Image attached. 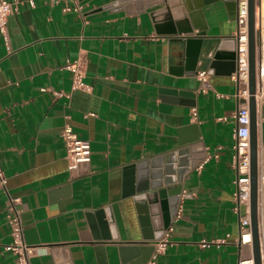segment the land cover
Returning <instances> with one entry per match:
<instances>
[{"label":"crops","instance_id":"0c3cea01","mask_svg":"<svg viewBox=\"0 0 264 264\" xmlns=\"http://www.w3.org/2000/svg\"><path fill=\"white\" fill-rule=\"evenodd\" d=\"M80 1L82 15L63 11L65 0H24L0 31V168L7 177L6 190L0 187V264H15L5 249L8 194L20 198L24 240L35 248L31 264H145L156 239L145 238L151 226L140 220L126 168L194 137L205 156L184 177L179 217L171 220L157 264L249 258L251 246L239 241L245 206L236 210L234 199L233 113L244 100L235 70L228 72L225 62L208 66L200 89L197 73L185 66L186 45L170 31L173 6L164 0ZM203 12L204 49L218 48L212 37L236 35V17L224 0ZM255 31L257 59L264 0H256ZM232 46L224 43L223 50ZM77 57L85 61L89 90L73 89L64 67ZM256 119L264 144V101ZM65 124L89 140L86 166L68 169L60 136ZM211 240L218 245L201 246Z\"/></svg>","mask_w":264,"mask_h":264},{"label":"water","instance_id":"95a60500","mask_svg":"<svg viewBox=\"0 0 264 264\" xmlns=\"http://www.w3.org/2000/svg\"><path fill=\"white\" fill-rule=\"evenodd\" d=\"M128 0L109 3L111 6ZM153 1V0H147ZM216 0H164L173 6V22L171 32L179 34L175 39L186 45L185 66L187 70L198 72L208 66H218L220 63L228 72L236 69L237 35L230 37H212L218 43L209 49H204L207 24L204 20L203 6ZM230 14L236 17L237 0H224ZM248 1L247 17V45H248V106H249V143H250V199L249 214L252 235L253 264H261L259 247V222L257 211V119H256V37H255V6L256 0ZM167 7H165L166 10ZM164 10V9H163ZM158 11H153L154 17ZM197 29L194 33V29ZM182 34V35H181ZM233 44L228 50H223V44ZM209 46H207L208 48ZM219 58H225L221 62ZM177 150L151 160L140 161L126 168V185L129 194L141 215L140 220L145 226L150 225L152 234H145L147 240L161 238L164 231L170 226L178 208L179 194L182 191L184 177L194 169L204 158L203 145L198 137L189 142L179 144ZM147 230H150L147 229ZM149 238V239H148ZM150 243V242H149ZM153 251V245L151 252ZM139 252L143 249L139 247ZM137 253V252H135ZM144 259V258H143ZM148 260V259H147ZM147 260L144 259L146 262ZM144 262V263H145Z\"/></svg>","mask_w":264,"mask_h":264},{"label":"built area","instance_id":"2783aa9c","mask_svg":"<svg viewBox=\"0 0 264 264\" xmlns=\"http://www.w3.org/2000/svg\"><path fill=\"white\" fill-rule=\"evenodd\" d=\"M24 0H0V31H5L7 17L10 13L18 9L19 3ZM30 5H34V0H25ZM57 1V0H51ZM63 11L72 10L79 15L83 13V4L80 0H65L62 5ZM247 17H248V1L237 0L236 11V35H237V56L236 69L232 74L234 79L240 83L238 94L244 99L237 110L233 113L236 121L233 130V150L235 157V185L236 190L234 199L236 201L237 210L240 205L245 206V212L239 216V229L241 244H252L251 222L249 214V199H250V143H249V106H248V45H247ZM84 60L81 57L72 60H66L64 67L72 72V88L89 90L90 84L84 80ZM256 87H255V101L256 106L264 101V35L259 41V53L255 65ZM198 80L200 81V89H205V83L208 79L206 70H199L197 72ZM57 95L63 94L56 91ZM60 136L66 148V157L68 160V169L74 170L79 167L86 166L91 159L90 142L77 136L69 124H65L61 129ZM7 177L0 168V187L6 190ZM264 193V144L257 142V211L259 222V247H260V261L264 264V226L262 223V212L264 206L262 196ZM20 198L10 196L7 198V221L10 226V242L5 246L6 250L11 251L15 256V264H31V257L35 253V248L29 245L24 240L23 224L19 216L18 205ZM179 204V203H178ZM178 210V208H177ZM175 217H179L176 211ZM169 226L153 245V251L145 262V264H157L158 256L164 251L169 242ZM216 241V240H215ZM202 241L201 246H206L212 242ZM219 241V240H217ZM215 244L218 245L219 242ZM238 264H253L252 256L249 258H240Z\"/></svg>","mask_w":264,"mask_h":264}]
</instances>
